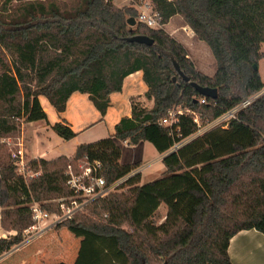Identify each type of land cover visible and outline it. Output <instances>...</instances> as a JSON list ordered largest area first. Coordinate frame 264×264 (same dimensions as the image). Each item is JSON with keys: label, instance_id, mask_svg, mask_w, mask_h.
I'll list each match as a JSON object with an SVG mask.
<instances>
[{"label": "trees", "instance_id": "1", "mask_svg": "<svg viewBox=\"0 0 264 264\" xmlns=\"http://www.w3.org/2000/svg\"><path fill=\"white\" fill-rule=\"evenodd\" d=\"M162 23L181 16L215 60L209 76L198 70L182 43L162 28L137 21L132 7L112 0H0V148L14 144L25 122L44 120L39 96L57 112L73 92L86 93L102 116L109 95L124 78L142 72L151 107L131 99L129 116L113 134L76 147L71 157L34 158L26 168L39 174L23 178L10 155L0 156V190L15 207L2 210L15 234L0 238V255L24 240L33 200L59 213L57 198L70 190L63 175L74 160L100 161L107 183L141 163L120 164L118 141H147L158 153L192 135L190 115H180L181 138H173L160 119L180 106L212 121L264 88L258 63L264 57V0H151ZM147 35L151 45L130 42ZM254 65L257 68H254ZM185 75L189 81L183 79ZM216 88V98L190 84ZM204 98V103L200 99ZM51 129L63 140L76 133L61 120ZM4 158V159H3ZM161 177L140 184L128 177L120 191L96 199L56 228L80 238L72 264H231L230 237L243 229L264 234V92L236 113L226 128L215 127L164 155ZM0 196V205L8 206ZM166 207L162 222L154 215ZM58 264H66L60 262Z\"/></svg>", "mask_w": 264, "mask_h": 264}, {"label": "crops", "instance_id": "2", "mask_svg": "<svg viewBox=\"0 0 264 264\" xmlns=\"http://www.w3.org/2000/svg\"><path fill=\"white\" fill-rule=\"evenodd\" d=\"M203 73L206 74L207 72ZM146 90L147 86L142 80L141 71H136L127 75L123 80L121 90L118 92H113L109 95V107L107 108L104 116H102L100 112L94 107L86 93L77 91L73 92L66 101L64 111L60 113L54 109V107L44 96H39L38 99L40 105L47 115V122L44 120H37L22 123L19 133L22 136L20 137L21 140L19 142L22 143L26 160L29 161L34 158H44L50 160L61 155L71 157L78 145L83 143H90L91 140H93L90 137L94 132H89L91 131L90 127L100 122L101 120L107 118L109 119V116L111 115L113 116L111 121H113L110 123V127L112 129V132L110 134H113L115 124L122 117L130 115L131 98L139 96V100H145ZM147 104L149 106H144L151 107L153 101L148 100ZM61 120H65L70 125L71 129L76 133V135L70 139V141H73V151L67 155L52 154L53 150L40 148V145L44 144V142H50L53 140L54 143L59 144L63 141V139L59 137L50 127L55 122ZM29 126L30 130L29 134H27ZM32 142L33 145L30 146ZM140 143H146V145L153 149L151 143L147 141H141L138 144ZM37 146L39 148H37ZM119 146L121 145L119 144ZM168 152L169 150L165 153H158L155 150L156 155L146 164H142L141 161H135L129 164L140 162V165L145 169L147 167H150L151 165L153 166L158 162L160 163L159 174H162V172L165 170V167L162 163V158ZM43 154L52 155H49V157H47L46 155L43 156ZM119 163L124 165L120 162V159ZM142 183L146 182H141L140 184ZM50 229L51 228L44 230V232H42L38 236L24 240L18 245H15L9 251L1 254L0 264H58L60 262H64L63 260L55 262V259H58L60 257L59 255L65 254L64 246L62 245V242L60 243L58 239L59 237L55 239L57 240L58 244H50L49 240L51 239V234H48L45 237L43 236V233ZM7 235H12V232L6 231V233H0V237H7ZM47 237H49V240L47 239ZM78 248L79 243L75 248L72 260L69 264H72L75 261ZM227 252L231 264H264V234L257 231L256 229L240 230L230 237Z\"/></svg>", "mask_w": 264, "mask_h": 264}, {"label": "built area", "instance_id": "3", "mask_svg": "<svg viewBox=\"0 0 264 264\" xmlns=\"http://www.w3.org/2000/svg\"><path fill=\"white\" fill-rule=\"evenodd\" d=\"M132 7L136 10V21L144 24L150 28H162L165 24L162 23L161 14L154 8L151 0H128ZM264 92V88L256 94L248 97L231 109L221 113L212 121H208L207 127H221L226 128L229 122L236 118V113L241 108L249 105L257 96ZM205 99H200V103H204ZM190 115L193 122L196 124V131L200 132L203 123L200 120L198 113L190 109L183 110L180 106L172 108L168 115L160 119V124L166 127L170 135L175 138H181V129L179 126L180 115ZM204 128V127H203ZM194 132V133H195ZM187 138H181L175 142L169 149V152L177 150L185 142ZM168 152V153H169ZM11 158L17 167L18 174L23 178L33 177L39 174L38 171L33 172L26 168L28 162L25 158L22 143H17L15 151L11 152ZM144 169L139 165L130 170L128 174L107 183L105 178L101 175L102 164L100 161H88L86 159L74 160L66 165L64 170L65 184L70 190L71 194L53 200L59 208V213H50L41 208V205L32 201L29 203L32 219L34 223L28 229H35L40 231L43 227L53 226L57 223L71 219L77 212H81L84 208L96 199L104 198L109 193L120 191L124 188L120 187L121 184L130 176L140 173Z\"/></svg>", "mask_w": 264, "mask_h": 264}, {"label": "rangeland", "instance_id": "4", "mask_svg": "<svg viewBox=\"0 0 264 264\" xmlns=\"http://www.w3.org/2000/svg\"><path fill=\"white\" fill-rule=\"evenodd\" d=\"M19 1L20 0H10L8 4L10 6H13V5L15 6ZM112 3L119 7H123V6L132 7L128 0H112ZM162 29H164V31L167 32L171 37L175 38L177 41H179L180 43L184 45V47L188 51L189 57L192 59L195 66L199 70L205 73L207 72L206 74L208 75H212L214 73L215 60L210 52V49L203 41L199 40L195 36L192 30L188 28L184 20L179 15L171 17L170 20L162 27ZM261 51L264 52V44H262L261 46ZM258 71L264 83V57L261 58L258 63ZM138 97L139 96H135V97H132L131 99L134 98V100L139 101L142 105H148L147 104L148 99L145 98V100L141 101L138 99ZM112 118L113 116L111 115L109 116V119L107 118V119L101 120L100 122L90 127L91 131L89 132H94L93 135L90 137L93 139L91 140V142L107 137L112 132V129L110 127V123L113 121V120L111 121ZM201 122L204 124L203 125L204 128L202 127L200 132H195L189 137H187V140L195 138L203 134L207 130L215 128V127L206 128L205 126H207L208 124L206 120H202ZM29 130H30V126L28 127L27 134H29ZM21 136L22 135L20 134H18L17 136H14L15 138L13 139L14 144L10 147V149L8 146L7 148H5V146H3L2 149L0 148V156L3 157L5 154V155H10L11 157V152L15 151V149L17 148V143L21 140L20 138ZM117 143L121 145L120 146L121 147L120 162L123 164H129L135 161H141L142 164H146L150 159H152L156 155L154 147L153 149H151L148 145H146V143H140L138 145H131V144H128L127 142L125 143L119 142L118 140H117ZM32 145H33V142L30 144V146ZM40 146H41L40 148L42 149L47 148V149L53 150L52 154H56V155L70 154L73 151V147H74L73 141H70V140H66V141L63 140L59 144L54 143V141L52 140L50 142H44V144ZM37 148L39 147L37 146ZM52 154H43V156L46 155L47 157H49V155H52ZM159 168H160V163L157 162L153 166L151 165L150 167L143 169L141 171L140 183L152 181L154 179H158L159 177H161V174H159ZM0 196L3 202L5 203L10 202L8 206L0 205V233L2 232L6 233V231H8V232H12V235H14L15 230H12L10 228L11 225L9 224L10 217L7 218V214H4L3 224L1 223V217H2V210H8V211L12 210L15 207V205L11 203L12 202L11 197L3 194L2 190H0ZM50 202H53V200ZM165 213H166V207L163 204H161L159 208L157 209L156 214L154 215V220L157 223L162 222V220L164 219ZM28 228L22 231L24 240L38 236L42 232H44V230L51 228L50 230H47L45 233H43V236L45 237L48 234H51L50 240H49V237H47L50 244H58L57 240L55 239L59 237L58 239L60 243L62 242V245L64 246V249H65V254L59 255L60 257L58 259H55V262L59 260H63L67 264L71 262L75 248L80 242L79 237H75L66 228H56L55 226H46V227H43V229H41L40 231L35 230V229H28ZM12 235H7V237L12 236ZM0 238H5V237H0Z\"/></svg>", "mask_w": 264, "mask_h": 264}, {"label": "water", "instance_id": "5", "mask_svg": "<svg viewBox=\"0 0 264 264\" xmlns=\"http://www.w3.org/2000/svg\"><path fill=\"white\" fill-rule=\"evenodd\" d=\"M127 24L129 26H134L136 25V19L134 17H129L127 19ZM128 41L130 42H136V43H140V44H145V45H151L153 43V39L150 38L147 35H133L129 38H127ZM254 68L256 69L257 66L254 65ZM183 79L186 81H189V78L185 75H182ZM190 84L195 88V90L203 96L206 97H210V98H216L217 96V90L216 88H211V87H207V86H200L198 84H196L195 82L191 81Z\"/></svg>", "mask_w": 264, "mask_h": 264}]
</instances>
